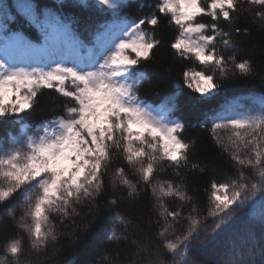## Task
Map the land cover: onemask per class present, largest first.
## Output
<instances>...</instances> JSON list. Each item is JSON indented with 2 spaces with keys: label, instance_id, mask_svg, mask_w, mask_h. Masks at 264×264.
Segmentation results:
<instances>
[{
  "label": "snow or ice",
  "instance_id": "1",
  "mask_svg": "<svg viewBox=\"0 0 264 264\" xmlns=\"http://www.w3.org/2000/svg\"><path fill=\"white\" fill-rule=\"evenodd\" d=\"M95 2L114 19L103 25L91 48L73 30L70 17L51 10L40 13L30 2L18 3V8L39 29L43 43H33L20 32L9 34L7 23L14 18L0 3V122L20 128L19 135L0 137V204L20 194L23 215L15 226L28 234L31 249L42 251L59 236L53 214L71 219L84 204L91 213L92 202L106 188L110 165L119 158L133 170L135 180L128 178L126 167H117L112 187L122 185L132 199L143 188L151 189L159 210L160 247L172 255L173 264H200L193 253L216 257L211 264H264V99L258 112L214 114L211 127L208 119L200 123L229 154L238 173L235 179L210 185L207 215L215 221L211 232L190 214L187 227L177 234L176 226L185 219L183 206L169 209L164 200L192 198L181 184L157 177L165 165L177 176L181 169H197L190 160L195 141L184 138L186 124L173 118L172 98L153 105L138 94L149 80L147 64L164 43L156 31L162 20L174 28L168 41L174 54L201 66L181 74L187 89L201 98L218 94L217 73L221 80L237 71L254 75L249 60L237 59L239 43L233 33L241 31L238 21L252 6L259 8L252 15L264 22V0H157L155 11L141 18L120 16L130 0ZM45 89L60 98L62 114L26 123L25 114H31ZM246 169L252 170L251 177ZM8 214L14 218L11 209ZM111 218L125 222L119 213ZM6 227L0 224V229ZM241 231L244 244L237 247L233 239L231 245L225 241L223 253L217 250L225 237ZM106 239L120 242L126 237L109 231ZM133 242L140 251L148 250ZM4 251L0 264H9L8 257L10 264H21L23 238L10 237ZM149 255L147 264H165L159 250Z\"/></svg>",
  "mask_w": 264,
  "mask_h": 264
},
{
  "label": "trees",
  "instance_id": "2",
  "mask_svg": "<svg viewBox=\"0 0 264 264\" xmlns=\"http://www.w3.org/2000/svg\"><path fill=\"white\" fill-rule=\"evenodd\" d=\"M22 2L32 3L40 13L51 10L58 15L70 17L73 30L86 48L92 46L96 36L103 31V25L112 23L114 19V14L105 11L95 0H0V3L8 6L9 16L14 18L7 23L9 34L20 32L33 43H43V36L20 12L18 3ZM156 3L157 0H130V6L120 16L144 17L155 11ZM242 7L248 8V5L244 4ZM258 10V6H252L251 11H244L237 24L241 31L233 33V39L239 43L237 59L249 60L254 66V75L242 76L237 71L235 75L221 80L217 73L214 81L220 84V88L218 94L211 99L201 98L199 93L192 92L183 84L182 71L188 68L199 71L201 66L197 62L180 59L170 49L168 41L174 33V28L162 20L156 29L164 43L155 50L153 59L147 64L146 75L149 80L143 82L138 94L153 105L165 103L169 98L174 100L176 107L173 118L186 124L184 138L189 142L195 141L190 160L199 165L195 170L181 169L179 176L165 165L157 177L159 180H171L174 184H181L183 190L192 198L189 202L180 201L175 197L164 200L169 209L183 206L185 219L176 226L177 234L187 227L186 218L190 214L201 219V228H207L211 232L215 221L207 215L210 185L213 181L225 182L237 176V166L229 154L222 151L212 134L207 128L201 127L200 123L208 119L211 127L210 121L214 114L232 115L237 112L260 110L261 100L264 99V22L252 15V12ZM33 34L39 35L40 40L34 39ZM60 109V98L55 92L45 89L43 95L38 97V104L31 114H25V122L35 125L53 115H61ZM19 132V125L0 122V137L9 133L16 136ZM222 135L227 136L228 133ZM117 167L126 165L119 158L113 160L105 176L106 188L92 202L91 213L88 204H84L77 206L76 212L79 215H73L71 219H61L53 214L51 218L59 236L56 242L50 243L42 251L31 249L28 234L15 226V221L23 215V208L19 207L23 199L20 194L17 193L7 203L0 204V224L9 225L0 229V257L6 255L5 245L9 238L15 235L23 238L25 247L21 264H147L152 258L149 253L155 254L157 250L165 264H173L172 255L160 247V225L156 223L159 210L151 189L143 188L135 199L129 198L126 188L122 185L112 187L110 183L111 174ZM126 171L128 178L135 180L133 170L126 167ZM245 174L251 177L253 172L246 169ZM113 199L117 200V205L110 203ZM259 205L258 200L257 210ZM193 206L196 212H192ZM9 209L14 212V218L9 216ZM115 213L123 216L125 222L113 220L111 217ZM73 220L75 223H72ZM109 231H114L118 237L126 239L120 242L109 241L106 239V233ZM98 236L103 239L101 243H96ZM201 239L203 240V237ZM233 239L237 247L244 244L243 231L225 237L217 246V250L223 253L225 241L231 245ZM133 241L146 246L148 250L140 251ZM199 243L197 241L193 247ZM192 255L200 264H211V260L216 258H208L198 253ZM8 260L10 264L11 257H8Z\"/></svg>",
  "mask_w": 264,
  "mask_h": 264
},
{
  "label": "rangeland",
  "instance_id": "3",
  "mask_svg": "<svg viewBox=\"0 0 264 264\" xmlns=\"http://www.w3.org/2000/svg\"><path fill=\"white\" fill-rule=\"evenodd\" d=\"M89 48H91V47H89ZM82 54H85V53H82ZM103 241V239H102V237L101 236H98L97 238H96V243H101ZM135 246H136V248H137V244L135 243Z\"/></svg>",
  "mask_w": 264,
  "mask_h": 264
}]
</instances>
